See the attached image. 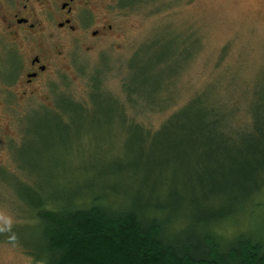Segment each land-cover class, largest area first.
<instances>
[{
	"label": "rangeland",
	"instance_id": "1",
	"mask_svg": "<svg viewBox=\"0 0 264 264\" xmlns=\"http://www.w3.org/2000/svg\"><path fill=\"white\" fill-rule=\"evenodd\" d=\"M92 8V28L110 29L67 36L65 57L34 96L0 97V264H42L26 249L41 238L33 212L42 202L125 207L174 203L178 193L181 206L161 213L181 231L195 211L196 161L191 145L178 144L165 160L153 144L163 122L209 89L208 102L234 106L239 125L264 96V0H93ZM127 95L157 103L134 108ZM234 207L214 224L221 240L260 234L264 186Z\"/></svg>",
	"mask_w": 264,
	"mask_h": 264
},
{
	"label": "trees",
	"instance_id": "2",
	"mask_svg": "<svg viewBox=\"0 0 264 264\" xmlns=\"http://www.w3.org/2000/svg\"><path fill=\"white\" fill-rule=\"evenodd\" d=\"M210 94L209 89L195 94L163 122L153 139L154 146L163 147L166 161L173 158L177 144L192 146L197 170L190 201L195 211L181 231L172 232L169 223L175 217L169 221L171 217L161 213L181 206L185 199L178 193L174 203L136 200L125 207L42 202L33 212L41 238L32 248L26 246L28 254L42 264H264V216L260 234L242 231L222 241L214 229L217 222L240 212L234 206L248 203L264 186V96L238 125L233 122L234 106L209 103ZM127 96L134 108L157 103ZM196 146L205 150L198 153Z\"/></svg>",
	"mask_w": 264,
	"mask_h": 264
},
{
	"label": "flooded vegetation",
	"instance_id": "3",
	"mask_svg": "<svg viewBox=\"0 0 264 264\" xmlns=\"http://www.w3.org/2000/svg\"><path fill=\"white\" fill-rule=\"evenodd\" d=\"M93 0H0V97L30 98L65 57L67 36L85 40L110 29L92 28Z\"/></svg>",
	"mask_w": 264,
	"mask_h": 264
}]
</instances>
